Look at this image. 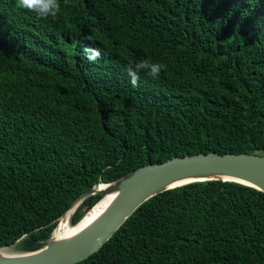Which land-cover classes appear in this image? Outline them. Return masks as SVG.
I'll return each instance as SVG.
<instances>
[{
    "label": "trees",
    "instance_id": "16d2710c",
    "mask_svg": "<svg viewBox=\"0 0 264 264\" xmlns=\"http://www.w3.org/2000/svg\"><path fill=\"white\" fill-rule=\"evenodd\" d=\"M57 2L42 18L0 0V247L39 248L81 192L138 167L264 156V0ZM75 264H264V193L167 190Z\"/></svg>",
    "mask_w": 264,
    "mask_h": 264
},
{
    "label": "water",
    "instance_id": "95a60500",
    "mask_svg": "<svg viewBox=\"0 0 264 264\" xmlns=\"http://www.w3.org/2000/svg\"><path fill=\"white\" fill-rule=\"evenodd\" d=\"M211 181L238 183L264 193V156L216 152L174 156L162 163L138 167L110 182L98 181L47 224L54 227L42 246L29 251L17 250L15 243L29 234L26 233L14 244L0 247V264L78 263L102 247L150 198L187 184ZM95 195H100V199L72 224L78 207ZM103 199H106L104 205L90 216Z\"/></svg>",
    "mask_w": 264,
    "mask_h": 264
},
{
    "label": "clouds",
    "instance_id": "9594fccd",
    "mask_svg": "<svg viewBox=\"0 0 264 264\" xmlns=\"http://www.w3.org/2000/svg\"><path fill=\"white\" fill-rule=\"evenodd\" d=\"M19 6L29 12H34L37 16L45 18L55 16L59 7L57 0H18ZM98 52L94 55H87L89 61H95L97 59ZM162 66L158 63L151 65V74L159 75ZM130 77L129 83L135 87L137 84V76L131 71L128 72Z\"/></svg>",
    "mask_w": 264,
    "mask_h": 264
},
{
    "label": "bare ground",
    "instance_id": "6f19581e",
    "mask_svg": "<svg viewBox=\"0 0 264 264\" xmlns=\"http://www.w3.org/2000/svg\"><path fill=\"white\" fill-rule=\"evenodd\" d=\"M107 199V198H106ZM106 199H103L92 211V213L90 214V216H93L95 215L99 210L100 208L104 205V203L106 202ZM62 227V225H60V228Z\"/></svg>",
    "mask_w": 264,
    "mask_h": 264
},
{
    "label": "rangeland",
    "instance_id": "374dc122",
    "mask_svg": "<svg viewBox=\"0 0 264 264\" xmlns=\"http://www.w3.org/2000/svg\"><path fill=\"white\" fill-rule=\"evenodd\" d=\"M13 248V247H12Z\"/></svg>",
    "mask_w": 264,
    "mask_h": 264
}]
</instances>
